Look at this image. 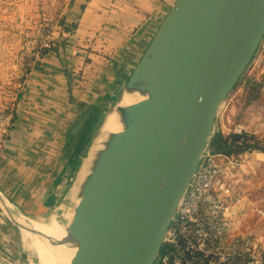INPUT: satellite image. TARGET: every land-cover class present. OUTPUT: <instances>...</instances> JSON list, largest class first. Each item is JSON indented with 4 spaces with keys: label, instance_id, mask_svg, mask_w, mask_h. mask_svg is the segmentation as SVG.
<instances>
[{
    "label": "water",
    "instance_id": "1",
    "mask_svg": "<svg viewBox=\"0 0 264 264\" xmlns=\"http://www.w3.org/2000/svg\"><path fill=\"white\" fill-rule=\"evenodd\" d=\"M263 38L264 0L176 1L106 113L117 112L122 130L92 161L73 210L67 237L79 264H156L218 112ZM127 94L138 99L124 105ZM6 202L15 207L0 192L2 212L22 230Z\"/></svg>",
    "mask_w": 264,
    "mask_h": 264
},
{
    "label": "crops",
    "instance_id": "2",
    "mask_svg": "<svg viewBox=\"0 0 264 264\" xmlns=\"http://www.w3.org/2000/svg\"><path fill=\"white\" fill-rule=\"evenodd\" d=\"M176 1L76 0L67 12L76 29L56 32L55 46L32 68L21 59V41L3 46L0 82L21 87L12 134L0 149V192L16 209L44 220L66 207L90 143V136L82 142L84 131L92 133L116 104ZM2 213L0 264L18 263L17 231Z\"/></svg>",
    "mask_w": 264,
    "mask_h": 264
},
{
    "label": "built area",
    "instance_id": "3",
    "mask_svg": "<svg viewBox=\"0 0 264 264\" xmlns=\"http://www.w3.org/2000/svg\"><path fill=\"white\" fill-rule=\"evenodd\" d=\"M55 42L54 33L48 26L35 29L32 38L22 49L24 66L34 67L41 56L55 46ZM253 64H256L255 70L264 65V38L254 60L238 83L242 85L241 92L259 81L261 73L244 79ZM3 88L0 86V90ZM228 99L217 115V120L230 119L222 133L227 130L228 136L252 134L245 126L230 118V115L234 116L235 106L234 99ZM13 108L14 105L9 107L0 103V149L12 134ZM215 132L220 131L215 130L213 135ZM254 153L248 151L236 157L229 156L215 153L208 144L172 219L156 264H264L263 240L256 233L244 229L250 202L239 189L238 180ZM249 167L251 171L255 170L253 164Z\"/></svg>",
    "mask_w": 264,
    "mask_h": 264
},
{
    "label": "rangeland",
    "instance_id": "4",
    "mask_svg": "<svg viewBox=\"0 0 264 264\" xmlns=\"http://www.w3.org/2000/svg\"><path fill=\"white\" fill-rule=\"evenodd\" d=\"M75 1L76 0H0V51L4 45L13 47L17 45V43L20 44L19 41L22 42L21 44H23L24 47L26 42L32 38L35 29L41 26H48L50 31L54 33L56 40L61 31L72 33L77 27V22L73 21L68 23L67 12L74 6ZM56 32H59L58 35ZM26 35H29V37L27 38ZM79 49H86V51H88V48H83L81 46ZM1 62H3V58L0 56V63ZM90 62L89 59L85 58L84 67ZM255 67L256 64L250 67L244 79L257 76L261 73L258 76V80H263L264 65H261L262 69H260V67L255 70ZM0 86L4 87L0 90V103L9 107L14 103L16 104L19 98L18 95L21 92L20 85L0 82ZM241 86V84L238 85L228 97V101L234 99L233 106H235L234 116L231 117L230 115V118H233L238 124L245 126L249 132L257 135L260 139H264V86L261 98L251 105H246L247 91L241 92ZM83 107L84 104L80 103L78 110H83ZM107 112L108 111L100 115L98 118L99 121L96 119V129H93L92 133L89 132L87 134L88 137L90 136V143H85L84 156L88 153L92 143H94L93 136L101 126ZM228 120H230L229 117L227 120L226 118L225 120H220L219 118L216 122L215 130L222 133V130L228 126ZM71 122L72 120L69 119L68 124ZM216 133L218 132H215V134ZM222 134L228 136L227 130ZM255 153L259 154L257 152ZM255 157V155H252L249 158L247 164L244 166V172L242 171L238 180L239 189L250 202L249 213L244 219V229L256 233L264 242V156H257L256 159ZM250 164L255 166V170H250ZM68 198L70 200H68L66 207H63V209L73 215L78 197L75 196L71 198V196H68ZM56 212L57 211L51 212L48 217L56 214ZM5 219L10 223L7 217H5ZM37 220L40 222L43 221L40 219ZM13 229L17 231V236L14 238V241L19 244L20 248L19 253L16 252L14 257V261L18 263L14 264H20L23 260L22 258H29V261L35 260L38 263L40 260L36 257L34 252H29L27 255V253L24 252L25 250H22V235L16 227L13 226Z\"/></svg>",
    "mask_w": 264,
    "mask_h": 264
},
{
    "label": "bare ground",
    "instance_id": "5",
    "mask_svg": "<svg viewBox=\"0 0 264 264\" xmlns=\"http://www.w3.org/2000/svg\"><path fill=\"white\" fill-rule=\"evenodd\" d=\"M138 97L136 95H126L122 104L130 105L136 102ZM104 124L97 135L93 146L89 152V158L83 161L82 168L71 188L68 196L71 198L77 196L79 201L81 187L90 173L92 161L95 160L98 153L103 149L104 145L114 133L122 130L121 121L117 112L107 114ZM15 219L23 226L19 232L23 238V251L27 253L34 252L36 257L40 260L29 261L27 258L21 261L20 264H79L80 260L77 258L79 246L77 243L68 242V227L73 220L74 214L71 215L63 208H60L56 214L45 218L43 221H38L35 218L25 215L15 207L6 202ZM0 211L1 204H0ZM4 215V213H2ZM36 232L46 235L55 243H63L62 246H55L51 244L44 237L37 235ZM23 256V255H22Z\"/></svg>",
    "mask_w": 264,
    "mask_h": 264
},
{
    "label": "trees",
    "instance_id": "6",
    "mask_svg": "<svg viewBox=\"0 0 264 264\" xmlns=\"http://www.w3.org/2000/svg\"><path fill=\"white\" fill-rule=\"evenodd\" d=\"M263 86L264 77L262 81H256L246 89V105H251L252 103L258 101L261 98ZM89 132L90 130L86 128L83 133L82 142H84ZM210 145L215 153H222L229 156L236 157L248 151L264 154V139H260L257 135L254 134H231L229 136H225L221 132H218L213 136Z\"/></svg>",
    "mask_w": 264,
    "mask_h": 264
}]
</instances>
